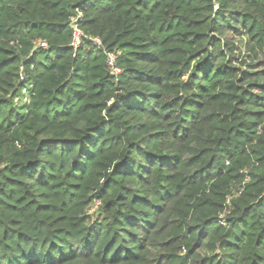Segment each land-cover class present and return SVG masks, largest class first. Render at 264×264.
Listing matches in <instances>:
<instances>
[{"label": "trees", "instance_id": "trees-1", "mask_svg": "<svg viewBox=\"0 0 264 264\" xmlns=\"http://www.w3.org/2000/svg\"><path fill=\"white\" fill-rule=\"evenodd\" d=\"M0 264H264V0H0Z\"/></svg>", "mask_w": 264, "mask_h": 264}, {"label": "built area", "instance_id": "built-area-1", "mask_svg": "<svg viewBox=\"0 0 264 264\" xmlns=\"http://www.w3.org/2000/svg\"><path fill=\"white\" fill-rule=\"evenodd\" d=\"M79 39H80V31L79 30H75L74 37H73V45L74 46H76L78 44ZM114 60H115L114 55L112 53H108V55H107V64H108V66L111 68V70L114 73H117V72H119V68L115 66Z\"/></svg>", "mask_w": 264, "mask_h": 264}, {"label": "rangeland", "instance_id": "rangeland-1", "mask_svg": "<svg viewBox=\"0 0 264 264\" xmlns=\"http://www.w3.org/2000/svg\"><path fill=\"white\" fill-rule=\"evenodd\" d=\"M240 39H242V42H240ZM234 45L236 47V53H238L239 59H243L246 55V50L243 45V38L240 36H236L234 39Z\"/></svg>", "mask_w": 264, "mask_h": 264}]
</instances>
